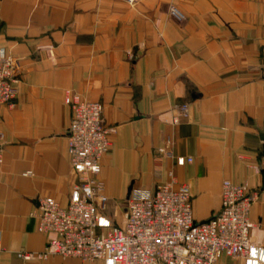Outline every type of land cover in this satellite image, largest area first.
<instances>
[{
    "label": "crops",
    "instance_id": "1",
    "mask_svg": "<svg viewBox=\"0 0 264 264\" xmlns=\"http://www.w3.org/2000/svg\"><path fill=\"white\" fill-rule=\"evenodd\" d=\"M0 49L16 74L13 106H0V264H107L17 256L46 244L37 200L65 206L76 183L65 91L100 103L112 130L97 176L109 226L159 184L186 186L201 222L219 210L223 181L247 183L258 195L251 258L221 262L264 264V0H0Z\"/></svg>",
    "mask_w": 264,
    "mask_h": 264
},
{
    "label": "built area",
    "instance_id": "2",
    "mask_svg": "<svg viewBox=\"0 0 264 264\" xmlns=\"http://www.w3.org/2000/svg\"><path fill=\"white\" fill-rule=\"evenodd\" d=\"M121 1L132 6L137 0ZM166 13L178 24L185 21L184 14L172 5ZM15 75L13 57L0 49V106H13ZM63 103L70 112L67 154L76 183L65 206L51 198L37 200L31 216L36 231L46 236V244L41 252H20L18 258L29 262L58 256L107 264H223V257L251 258L254 246L250 232L254 225L249 211L258 195L247 183L223 181L219 210L201 222L193 219L186 186L175 188L174 181L159 184L152 196L131 198L121 224L109 226L104 215L108 198L97 176L101 158L110 148L112 130L102 123L100 103L84 100L71 91H65ZM174 112L176 122L187 116L188 104L176 105ZM160 153L170 155L167 150ZM261 170L264 155L256 168L257 172ZM2 253L0 238V261Z\"/></svg>",
    "mask_w": 264,
    "mask_h": 264
},
{
    "label": "water",
    "instance_id": "3",
    "mask_svg": "<svg viewBox=\"0 0 264 264\" xmlns=\"http://www.w3.org/2000/svg\"><path fill=\"white\" fill-rule=\"evenodd\" d=\"M128 195H129V193H128Z\"/></svg>",
    "mask_w": 264,
    "mask_h": 264
}]
</instances>
